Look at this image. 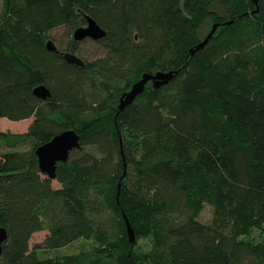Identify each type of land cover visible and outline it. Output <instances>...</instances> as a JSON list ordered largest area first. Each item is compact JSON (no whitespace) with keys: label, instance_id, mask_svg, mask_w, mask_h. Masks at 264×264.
<instances>
[{"label":"trees","instance_id":"1","mask_svg":"<svg viewBox=\"0 0 264 264\" xmlns=\"http://www.w3.org/2000/svg\"><path fill=\"white\" fill-rule=\"evenodd\" d=\"M86 17L106 31L102 54L76 64L64 54L83 42L48 49ZM206 19L219 26L191 54ZM158 71L178 73L120 110ZM1 118L34 119L0 131V264H264V0H3ZM66 130L80 147L50 178L35 150ZM81 239L89 250L49 255Z\"/></svg>","mask_w":264,"mask_h":264},{"label":"water","instance_id":"2","mask_svg":"<svg viewBox=\"0 0 264 264\" xmlns=\"http://www.w3.org/2000/svg\"><path fill=\"white\" fill-rule=\"evenodd\" d=\"M258 1L259 0H252L256 6H258ZM86 20L87 24L84 27H79L73 32L74 41H84L86 39L100 40L106 37V31L92 18L86 17ZM218 26L219 23L214 24L204 40L194 49H191L190 53L194 54L196 51L202 49L215 33ZM47 47L56 53H60L52 41L47 43ZM64 57L71 63L82 64V61L72 54L65 53ZM177 73L178 71H158L153 74H143L142 77L132 85L131 89L120 97L119 109L123 110L126 106L131 104L138 95L144 92L145 87L149 83L153 88H159L170 82ZM33 93L42 99H46L51 96L49 89L44 85L35 87ZM79 147L80 136L74 130H66L55 135L50 141L40 145L35 150L41 172L50 178H55L57 164L59 162H66L69 158L70 152L74 149H78ZM121 179L119 181V188L121 186ZM125 222L127 226L128 238L131 243H135V234L127 218H125ZM6 239L7 232L5 228L0 227V254L2 252V244Z\"/></svg>","mask_w":264,"mask_h":264},{"label":"rangeland","instance_id":"3","mask_svg":"<svg viewBox=\"0 0 264 264\" xmlns=\"http://www.w3.org/2000/svg\"><path fill=\"white\" fill-rule=\"evenodd\" d=\"M2 2L3 0H0V6ZM211 9L217 12L218 14H221L223 12L222 8L217 4H213ZM212 27L213 26H212L211 20L209 19L204 20L199 29L200 37L204 38ZM73 32L71 34L69 32L68 34L67 28L60 27L50 33V38L55 46L60 47L61 49H64L65 47H67L68 42L70 40H73ZM95 41L96 40H92V39H86L84 41H81L83 42L81 44L82 52L81 54L78 53L79 55L75 54V56L76 57L82 56L83 58L87 60H94L97 57V55H100L103 53L102 49L97 46ZM77 42H80V41H77ZM33 119L34 118L25 119L21 121H11L7 118H1L0 119V131L10 132L12 134H24L28 131V128L30 124L32 123ZM0 148H1V151L7 150V148L3 146H1ZM53 186L55 188L60 187L58 182L55 180L53 181ZM209 217H210V208L206 207V209L202 213V218L204 220H207ZM47 235H48L47 229L34 233L30 240V247L33 248L36 245L42 244L45 238L47 237ZM253 235L255 236L257 235V233H254ZM136 244L138 246H141L142 248H146L149 245V241L146 239H140V240H137ZM92 245H93V242L91 240L81 239L73 243L70 246L68 245L66 247L60 248L56 252H50L49 255L56 256L59 254H71V253L79 252L81 250H89Z\"/></svg>","mask_w":264,"mask_h":264}]
</instances>
